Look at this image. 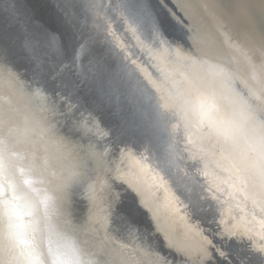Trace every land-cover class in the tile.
Masks as SVG:
<instances>
[{
  "label": "water",
  "instance_id": "obj_1",
  "mask_svg": "<svg viewBox=\"0 0 264 264\" xmlns=\"http://www.w3.org/2000/svg\"><path fill=\"white\" fill-rule=\"evenodd\" d=\"M74 3L78 13L88 17L84 32L94 37L75 63L72 53L80 43L79 34L63 20L58 0H0V50H3L0 55V108L11 114L19 128H35L28 134L33 142L31 147L37 156L47 159L52 171L67 174L73 169L79 170L82 160L87 161V176L69 186L60 211L64 219L80 229L81 238L101 260L107 264H123L117 254L123 251L127 260L132 244L139 243L125 227L123 221L128 219L139 229L138 235L166 257L169 264H185V258L170 249L166 240L188 242L192 239L189 227L198 226L216 242V233L220 230L216 221L221 213L230 208L232 216L245 222L252 220L253 210L239 196L233 198L225 194L231 189L222 183L227 173L217 163L222 146L215 139L198 140L195 133L183 127L173 132L175 117L170 112L160 115L156 99H148L159 96L148 79L159 82L160 68H164L173 80L183 81L185 75L193 77L217 92L221 97L222 110L227 112L228 101L224 98L227 93L221 69L235 77L233 87L236 90H245L241 80L259 88L258 77L253 68H249L253 61L264 63V0H152L154 10L165 21V37L172 47H179L183 54L198 60L203 59L204 63L194 66L163 52L157 53L155 59L149 57L117 19L116 5L121 0H74ZM13 5L15 15L27 23L17 24L13 19L9 11ZM89 5H95V8L89 9ZM169 10L184 20L186 27L176 24L168 15ZM108 25L119 41H123L119 51L117 41L107 35ZM45 33L57 36L66 49V55L49 53L45 67L38 70L26 55L24 42L31 37L43 46ZM124 56L136 61V65L130 64L129 60H123V64L134 71L145 87V97L116 106L97 94L93 77L119 69ZM73 84L78 85L74 90L64 86ZM37 87H42L61 107L59 97L69 95L79 109L76 115L82 112L86 118L94 117L101 132L111 130L115 133L125 125L130 132L119 139L116 135L109 139L99 134L88 138L79 134L71 121L57 117L55 135L41 137L36 121L46 113L42 112V101L34 95ZM121 140L132 146L137 156L143 154L148 157L146 163L164 175L167 187L179 196L178 202L172 201L163 188H148L144 194L145 207L127 185L111 180V190L100 184L95 204L89 200L88 185L109 179V174L105 169H97L95 162L86 157L88 144L94 143L98 150L107 146L110 149L108 159L115 160ZM169 151L180 158L177 163L182 170L178 172L173 167L171 176L158 167V161ZM183 171L188 173V177L174 182V178L183 176ZM217 185L222 189L219 192L216 191ZM110 191L119 193V201L113 202L109 209ZM194 204L197 206L195 210ZM130 208L135 209L131 216ZM105 212L110 217L106 229L95 223L96 218ZM260 218L256 209V220ZM250 227L253 229L251 243H257L259 237L255 233L260 230L259 226L250 224ZM122 245L129 248L122 250ZM249 245L250 241L245 236L225 247L246 257V264H260ZM141 261L142 264H150L148 258L133 253L128 264H140ZM192 264H195L194 255Z\"/></svg>",
  "mask_w": 264,
  "mask_h": 264
},
{
  "label": "snow or ice",
  "instance_id": "obj_2",
  "mask_svg": "<svg viewBox=\"0 0 264 264\" xmlns=\"http://www.w3.org/2000/svg\"><path fill=\"white\" fill-rule=\"evenodd\" d=\"M57 6L65 23L79 34L80 43L72 53L75 63L86 50L88 43L94 39L92 35L84 32L88 17L78 13L74 0H58ZM88 8L94 9L95 5H89ZM9 11L17 24L27 23L15 15L14 5L10 6ZM116 11L117 19L125 31L130 33L149 57L155 59L157 53L163 52L193 66L204 63L203 59L198 60L183 54L179 47H172L165 37V21L154 10L152 0H121L116 5ZM168 15L176 24L186 27L184 20L171 10ZM105 23H108L107 20ZM106 32L109 38L117 41V50H121L119 46L123 41H119L111 30V25H108ZM45 35L43 46L31 37H27L24 42L26 55L38 70L45 67L49 53L56 56L66 55V49L54 33ZM142 36L144 39H141ZM2 54L3 50H0V55ZM123 60H129L130 64L136 65L134 59L124 56L119 69L93 77L97 94L104 101L116 106L124 101L145 97V87L134 75V71L128 70V65L123 64ZM159 72V82L148 79V83L159 96L148 99H156L160 115L170 112L175 117L173 132L183 127L195 133L198 140L215 139L222 146L223 151L217 163L227 173L222 183L231 189L225 194L233 198L239 196L253 210L252 220L245 222L232 216L230 208L226 213H221L216 221L220 229L216 233V242L202 228L190 226V241L175 243L166 240L168 247L181 254L185 258V264H192L193 255L195 264H246V257L233 253L225 245L247 236L251 253L259 258L260 264H264V84L256 88L241 80L245 90H236L233 87L235 77L221 69L220 74L224 77L227 93L224 98L228 101V111L224 112L220 103L221 97L210 85L187 75L183 77V81L173 80L164 68H160ZM64 86L73 90L78 87L75 84ZM34 95L42 101V112L46 113L36 121L41 137L51 138L55 135L57 117L71 121L78 133L88 138L99 134L109 139L116 135L119 139L130 132L126 125L119 127L115 133L111 130L101 132L94 117L86 118L82 112L76 115L79 109L72 103L69 95L59 97L62 107L42 87L35 88ZM32 131L35 128L21 129L16 126L11 114L0 108V264H107L81 238L80 229L64 219L60 211L69 186L81 182L87 176V161L82 160L79 170L73 169L67 174L52 171L47 159L37 156L31 147L33 142L28 134ZM120 144L115 160L108 159L110 149L107 146L98 150L94 143L88 144L86 157L95 162L97 169H105L109 174V179L96 185H88L89 200L95 204L100 184L111 190V180L127 185L140 197L139 202L145 207L147 205L144 194L148 188H163L172 201H179V196L167 187L168 182L164 175L146 163L147 156H137L133 147L123 140ZM145 151L148 149L145 148ZM179 159L169 151L158 161V167L171 176L173 167L178 172L182 171L177 163ZM187 177L188 173L183 171V176L174 178V182ZM221 190L217 185L216 191ZM110 197L109 209L113 202L119 201V193L110 191ZM213 198L217 199L215 196ZM196 207L194 204L193 210ZM256 209L261 216L259 220H256ZM134 211L135 209L130 208L129 216ZM109 218V213L105 212L103 216L96 218L95 223L106 229ZM123 222L128 233L139 242L132 244L127 260L124 259L123 251L117 254L123 264H128L133 253L148 258L150 264H169L166 257L138 235L139 229L135 224L128 219ZM250 224L259 226L260 230L255 233L259 237L257 243H251L253 229ZM121 248L128 249L129 246L122 245Z\"/></svg>",
  "mask_w": 264,
  "mask_h": 264
},
{
  "label": "bare ground",
  "instance_id": "obj_3",
  "mask_svg": "<svg viewBox=\"0 0 264 264\" xmlns=\"http://www.w3.org/2000/svg\"><path fill=\"white\" fill-rule=\"evenodd\" d=\"M241 53H243V52H241ZM240 55L242 56V54H240ZM244 60H246V59H244ZM250 66L251 67L249 69L252 70V68H253L254 73L258 77V86L260 87L262 84H264V63L261 61L257 62V60H256V61H253Z\"/></svg>",
  "mask_w": 264,
  "mask_h": 264
}]
</instances>
